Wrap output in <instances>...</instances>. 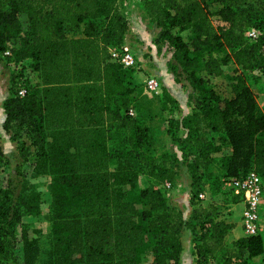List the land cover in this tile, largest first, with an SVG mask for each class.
Here are the masks:
<instances>
[{
	"label": "trees",
	"instance_id": "1",
	"mask_svg": "<svg viewBox=\"0 0 264 264\" xmlns=\"http://www.w3.org/2000/svg\"><path fill=\"white\" fill-rule=\"evenodd\" d=\"M215 1V13L207 0L136 1L160 29L158 51L172 50L170 72L192 88L189 113L177 123L185 134L170 132L172 146L195 153L188 164L193 209L186 218L165 196V183L174 187L179 179L182 159L173 148L160 157L151 152L153 133L131 99L138 68L124 67L110 53L125 45L130 27L123 0H0V60L28 61L37 75L29 78L25 64L13 74L3 128L25 157L34 158L35 175L53 177L48 264H182L183 231L190 225L197 264H249L264 254L261 232L231 246L226 240L235 225L224 208L195 205L221 142L231 148L228 183L254 170L264 184V109L249 82L252 74L264 75V0ZM251 29L260 34L248 37ZM232 62L233 96L226 98L212 78ZM163 99V109L174 111L177 99L168 91ZM142 175L153 186L129 199ZM11 183L7 177L0 186V264H35L47 235L40 230L39 240L35 230L30 237L22 220L26 201ZM229 191L226 210L243 202Z\"/></svg>",
	"mask_w": 264,
	"mask_h": 264
},
{
	"label": "rangeland",
	"instance_id": "2",
	"mask_svg": "<svg viewBox=\"0 0 264 264\" xmlns=\"http://www.w3.org/2000/svg\"><path fill=\"white\" fill-rule=\"evenodd\" d=\"M137 0H123L121 4L122 11L128 16L130 22V12L136 9L137 14L142 19L143 23L150 32H154V40L159 35L160 29L148 18L147 13L142 9L141 6L138 7ZM210 10L215 13L218 11L220 4L215 0H207ZM24 21H27V17L24 15ZM218 17L214 15L213 21L217 23ZM131 26V25H130ZM130 32V27L127 35ZM127 38V36H126ZM135 38V36H134ZM126 42V41H125ZM155 43V41H154ZM127 45V44H126ZM156 45V44H155ZM157 46V45H156ZM158 47V46H157ZM132 49V48H131ZM133 50V49H132ZM158 50V48H157ZM138 59V54L133 51ZM161 56L169 58L167 61L168 72L166 75L170 77V81L175 85L179 91V98L174 96L166 86L165 82L162 80V75L154 67L143 63L145 69L138 68V71H133V94L131 95L132 104L138 107L139 120L145 127H149L153 133L151 152L160 157L163 154L170 152L173 148L178 156L182 159V164L179 167V179L175 186L169 192L166 193L167 199L178 206L184 211L185 217H189L193 209V205L190 201V189L191 183L193 182L191 171L188 164L194 160L195 153L191 150H181L180 146H172V138L170 132L176 133L177 135H184L185 131L182 129H177L178 121H181L189 113V96L192 92L190 83L182 79L181 82L177 81L176 76L169 70V62L172 59V50L168 49L167 46H162V50L158 51ZM145 54L150 55L149 52L142 51ZM141 60V59H140ZM28 61L22 64H16L13 61L0 60V99L3 97L4 92L10 91V82L15 71L21 69L24 64L26 65ZM237 68L236 64L233 62L225 67V73L222 76L213 77L212 83L216 91L223 97H232L233 91L229 84L228 73ZM145 70V71H144ZM25 73L32 80H37V75L31 71V69L26 65ZM153 74L160 81V89L157 92L150 91L147 88L145 82V75ZM162 74V73H161ZM256 75V76H255ZM259 75V74H258ZM252 74L250 76L249 82L252 89L257 95L258 102L264 109V75ZM168 91L173 95L178 103L171 105L174 107V111H168L163 109V92ZM179 99H182L179 100ZM4 130L0 128V186L6 185L7 177L12 179V188L15 190L16 197L25 199V205L28 211L23 213L22 220L24 225L28 227L30 237L36 236L35 230H38V236L40 240V230L43 234V243L40 247V241L38 245L37 261L35 264H48V254L47 250L50 248V242L48 239V234L50 233V228L53 219V194L51 191V185L53 177L50 174H34V158L29 156L28 158L22 153L19 148V144L13 142L10 137H7ZM221 150L214 153V158L212 164L209 166L208 173L203 175L202 188L203 193L207 194V199L201 200L199 202L195 201V205L203 204L209 206L210 204L218 205L223 207L222 211H225L227 204L232 201L233 196L229 191L230 185L228 184L226 160L225 157L231 154V148L228 144L221 142ZM117 162L112 161V169H115ZM153 186L152 179L146 175H142L137 183L136 189L128 195L129 199H132L135 195L139 193L141 189ZM30 207V208H29ZM211 207V206H209ZM41 210V211H40ZM239 217V224L234 223V230H237L240 234H243L241 228L240 214L236 211ZM225 213V212H224ZM260 222H261V234L264 236V199L263 204L260 206ZM193 225L187 226L183 231V243L184 248L186 244H191L192 251L194 246V236L195 230ZM21 228L18 229L17 239H21ZM232 230L227 236V244L233 245L240 234L237 231ZM237 232V233H236ZM235 234V235H233ZM41 249V254H40ZM17 252L23 260V250L22 244L17 245ZM197 264V258H196ZM211 264H220L218 259L214 260ZM249 264H264V254L254 256Z\"/></svg>",
	"mask_w": 264,
	"mask_h": 264
},
{
	"label": "built area",
	"instance_id": "3",
	"mask_svg": "<svg viewBox=\"0 0 264 264\" xmlns=\"http://www.w3.org/2000/svg\"><path fill=\"white\" fill-rule=\"evenodd\" d=\"M260 31L251 29L246 32V35L251 38H256ZM113 60L120 62L126 68H143L144 65L136 57L133 50L128 46L112 47L110 49ZM9 54V51L6 52ZM145 71V70H144ZM145 82L150 91L157 92L160 89V81L153 74L145 75ZM26 93V89L20 91L21 95ZM131 115L135 114L133 109H130ZM236 194L243 197L244 208L241 215V228L243 235H256L261 230L260 222V206L263 204L264 199V184L261 176L254 170L250 171L245 176L239 178H232L228 183ZM167 191H171L173 185L167 181L165 183ZM201 200L207 199L206 193H200Z\"/></svg>",
	"mask_w": 264,
	"mask_h": 264
},
{
	"label": "crops",
	"instance_id": "4",
	"mask_svg": "<svg viewBox=\"0 0 264 264\" xmlns=\"http://www.w3.org/2000/svg\"><path fill=\"white\" fill-rule=\"evenodd\" d=\"M130 32L127 35L126 42L130 48L133 49V51H136L138 54V57L140 61L147 63L148 65L154 67L153 69H156L160 75H162V80L165 82L166 86H168L169 90L172 92V94L179 98V91L175 85L172 84L170 81V77H168L167 72V61L169 58H165V56H161L157 50V46L154 43V32H150V30L147 28V26L144 25L142 19L139 17V15L136 12V9L134 11L130 12ZM135 36V38H134ZM149 52L150 55H143L142 51ZM143 64V63H142ZM162 73V74H161ZM9 90L4 92L3 97L0 99V128L1 130H4L3 123L6 119V114L3 108V101L8 97ZM182 101V99H179ZM183 102V101H182ZM6 133V132H5ZM7 135V134H6ZM7 137H10L9 135ZM244 208V203H234L231 204V206L225 210V218L228 222L233 221L236 224H239V217L238 213L240 214V219L242 215V210ZM237 231V230H234ZM238 232V231H237ZM236 232V233H237ZM239 233V232H238ZM240 234V233H239ZM235 235V234H233ZM243 234H240L239 236H242ZM182 264H196V256L192 252V246L191 244H186L184 248V252L182 254Z\"/></svg>",
	"mask_w": 264,
	"mask_h": 264
}]
</instances>
